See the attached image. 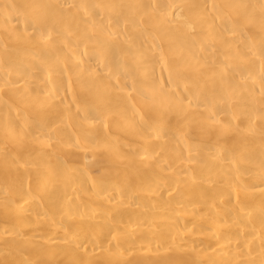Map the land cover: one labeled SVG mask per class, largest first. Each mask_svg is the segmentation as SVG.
<instances>
[{"label": "bare ground", "instance_id": "bare-ground-1", "mask_svg": "<svg viewBox=\"0 0 264 264\" xmlns=\"http://www.w3.org/2000/svg\"><path fill=\"white\" fill-rule=\"evenodd\" d=\"M0 264H264V0H0Z\"/></svg>", "mask_w": 264, "mask_h": 264}]
</instances>
